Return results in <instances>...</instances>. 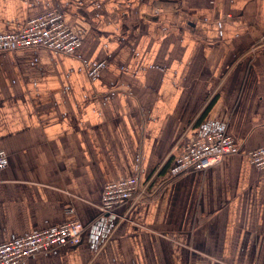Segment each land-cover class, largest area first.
I'll return each mask as SVG.
<instances>
[{
    "label": "crops",
    "instance_id": "obj_1",
    "mask_svg": "<svg viewBox=\"0 0 264 264\" xmlns=\"http://www.w3.org/2000/svg\"><path fill=\"white\" fill-rule=\"evenodd\" d=\"M48 10L81 46L0 51V243L77 220L78 244L21 264H264V170L246 157L264 146V0H0V34ZM215 130L234 153L165 175ZM132 176L146 194L103 217V187Z\"/></svg>",
    "mask_w": 264,
    "mask_h": 264
},
{
    "label": "built area",
    "instance_id": "obj_2",
    "mask_svg": "<svg viewBox=\"0 0 264 264\" xmlns=\"http://www.w3.org/2000/svg\"><path fill=\"white\" fill-rule=\"evenodd\" d=\"M81 41L66 24L63 15L48 10L29 18L17 33L0 34V51H17L43 48L63 55H74ZM99 61L87 70V77L95 81L104 68ZM235 152L234 140L223 130H215L199 136L182 146L177 155L168 159L164 167L167 177H176L189 171H202L220 164ZM249 163L264 170V146L246 153ZM7 154L0 150V170L7 166ZM160 167L154 175H157ZM147 185L138 176L121 179L103 187L98 211L103 217L116 216V209L124 204L140 201ZM100 226L103 222L99 223ZM84 225L72 220L0 243V264H21L26 259L47 254L57 247L76 245L80 242Z\"/></svg>",
    "mask_w": 264,
    "mask_h": 264
}]
</instances>
